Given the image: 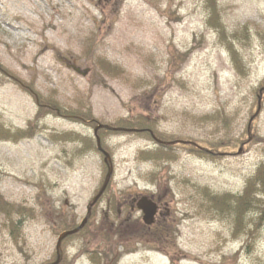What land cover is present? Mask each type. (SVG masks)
<instances>
[{
  "label": "rangeland",
  "instance_id": "obj_1",
  "mask_svg": "<svg viewBox=\"0 0 264 264\" xmlns=\"http://www.w3.org/2000/svg\"><path fill=\"white\" fill-rule=\"evenodd\" d=\"M0 66V264L56 260L99 124L59 264H264V0H0Z\"/></svg>",
  "mask_w": 264,
  "mask_h": 264
},
{
  "label": "trees",
  "instance_id": "obj_2",
  "mask_svg": "<svg viewBox=\"0 0 264 264\" xmlns=\"http://www.w3.org/2000/svg\"><path fill=\"white\" fill-rule=\"evenodd\" d=\"M0 71H3V72H5V70L0 66ZM7 72V71H6ZM21 86L22 87H25V84L23 83V84H21ZM46 102H42V101H40V100H38L37 101V105L40 107V110H44L43 108H47L46 109V112H48L49 110H50V108L52 109V108H54V110L56 111V112H58V114L59 115H62L63 117H68V118H71V119H75V118H78V117H80V116H82L85 120H92L93 118L92 117H90V115L89 114H84L83 115V112H81V110H79V109H74V110H68V109H63V108H61L60 106H58L57 104H54L52 101H50V103L48 104V103H46ZM51 112V111H50ZM82 118V119H83ZM80 119V118H79ZM122 121L121 120H117V121H115V123L114 124H110V126H112V127H115V125H116V123H118V125L121 123ZM146 123L147 122H145L144 120H142V122L141 123H139V125H138V131H145V129H147V127H146ZM130 126H132V125H130ZM116 127H120V126H116ZM103 129V130H102ZM106 130H107V127L105 128V127H103V128H100L98 131H103V133L104 132H106ZM24 134H25V136H26V131H25V133L24 132H21L20 131V133H18V132H14V133H12V135L10 134L9 135V131H7L6 129H2V128H0V138H5V137H8V136H10V137H12V138H20V137H23L24 138ZM66 135H68V136H70V137H72L74 134L73 133H65ZM98 134V136H101L102 135V133L101 132H99V133H97ZM154 137V136H153ZM101 138V137H100ZM92 140H91V142L93 141V143L94 144H91V146L93 145L94 146V149L96 148V144H95V141L93 140V138H91ZM157 139V138H156ZM103 144H102V141H101V146H102ZM102 148H103V146H102ZM104 149V148H103ZM96 150V149H95ZM152 153H153V151H152ZM263 165H261L258 169H257V173H256V176L259 178V185H260V187L262 186V194H264V170H263ZM243 195H244V198L243 199H248L249 198V203L250 204H255L258 200L253 196V192H252V189H251V185H250V183L248 182L247 183V185H246V188H245V190L243 191ZM238 198H239V200L241 199V196H238ZM251 198H252V202H251ZM223 200H225V199H223ZM223 200H221V201H223ZM212 203H214V204H218V203H216V201L214 200V198L212 199V201H211ZM218 206V205H217ZM243 216H244V212H243V210H241V208H239V206H237V213H236V217L238 218V221H236V230H238L239 229V231L240 232H242L243 230H244V225L246 224L245 223V221L243 222ZM238 223V224H237ZM239 223H241V225L239 226ZM87 224V223H86ZM239 226V227H238ZM63 227H64V230H71V229H74V228H76L77 226L74 224V223H70V222H64V224H63ZM83 228H85V227H83ZM82 228V229H83ZM82 229H79V231H81ZM78 231V232H79ZM247 233H249V234H251V233H253L252 231H249V232H247ZM242 234V233H241ZM249 234H247V236H249ZM73 236H75L74 234L73 235H70V236H67L66 237V239L68 238H72ZM65 239V240H66ZM246 241H247V243H249V240H248V238L246 239ZM62 256V255H61ZM60 263V262H59Z\"/></svg>",
  "mask_w": 264,
  "mask_h": 264
},
{
  "label": "water",
  "instance_id": "obj_3",
  "mask_svg": "<svg viewBox=\"0 0 264 264\" xmlns=\"http://www.w3.org/2000/svg\"><path fill=\"white\" fill-rule=\"evenodd\" d=\"M70 67L75 72H77V73L80 72L79 69L76 68L74 65H71ZM99 127L100 126H97L96 128H94V136L96 138L97 148L99 150H101L103 152V154H104L103 162L108 165L107 173L105 175V178L103 180V183H102L99 191L97 192V194L92 198V200L88 204L86 216L82 220L81 224L78 227L74 228L73 230L64 231L63 233H61L58 236L57 243H56V254H57L56 255V260L54 262H52L51 264H58L59 263V260H60V245H61V241L65 237H67L69 235H72V234H75L80 228L83 227V225L87 221V218L90 216L91 207L97 202V200L99 199V197L102 195V193L105 190V188H106V186H107V184L109 182V179L111 177V174H112V166H111V162H110V156H109V154L107 152H105V151H103L101 149L100 141H99V138L97 136V129ZM136 206L142 212V221L144 222V224L151 225L154 222V217H155L156 210H157L156 204L151 199H149L148 197L143 196V197H141L136 202Z\"/></svg>",
  "mask_w": 264,
  "mask_h": 264
},
{
  "label": "flooded vegetation",
  "instance_id": "obj_4",
  "mask_svg": "<svg viewBox=\"0 0 264 264\" xmlns=\"http://www.w3.org/2000/svg\"><path fill=\"white\" fill-rule=\"evenodd\" d=\"M152 198V197H151ZM153 201H154V199H152ZM134 202V203H133ZM156 202V204H157V213H156V215H155V221H154V224L153 225H151V226H154L155 225V223H156V221H157V219H158V217L161 215V213H162V210H163V206L161 205V203H160V201L158 200V201H155ZM135 206V207H134ZM137 208H136V204H135V200L134 201H132V203H131V210H136ZM138 210V209H137ZM139 211V210H138ZM151 226H147L148 228V230L151 228Z\"/></svg>",
  "mask_w": 264,
  "mask_h": 264
}]
</instances>
